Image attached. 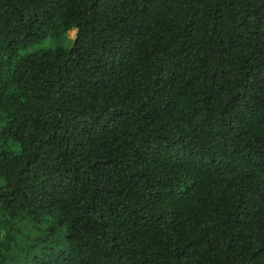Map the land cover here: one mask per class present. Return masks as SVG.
<instances>
[{
    "label": "trees",
    "instance_id": "16d2710c",
    "mask_svg": "<svg viewBox=\"0 0 264 264\" xmlns=\"http://www.w3.org/2000/svg\"><path fill=\"white\" fill-rule=\"evenodd\" d=\"M0 264H264V0H0Z\"/></svg>",
    "mask_w": 264,
    "mask_h": 264
}]
</instances>
